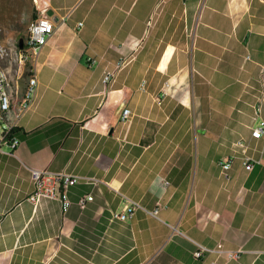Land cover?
Segmentation results:
<instances>
[{
  "label": "crops",
  "instance_id": "0c3cea01",
  "mask_svg": "<svg viewBox=\"0 0 264 264\" xmlns=\"http://www.w3.org/2000/svg\"><path fill=\"white\" fill-rule=\"evenodd\" d=\"M36 1L53 33L32 63L19 143L0 162V264H264V138L249 128L264 0ZM234 152L226 177L219 163ZM29 169L99 182L70 188L62 214L56 201L27 200ZM124 197L142 209L119 221ZM196 245L242 253L194 259Z\"/></svg>",
  "mask_w": 264,
  "mask_h": 264
},
{
  "label": "built area",
  "instance_id": "2783aa9c",
  "mask_svg": "<svg viewBox=\"0 0 264 264\" xmlns=\"http://www.w3.org/2000/svg\"><path fill=\"white\" fill-rule=\"evenodd\" d=\"M36 3L37 1L34 0ZM81 25V23H79ZM53 33V26L46 15L45 10L39 12L38 16L29 24L27 29V37L24 43L25 47L21 50L20 62L17 65L20 75L25 67L28 70V79L26 84V97L16 98V91H18L17 84H8V75L12 74V67H8V59L10 51H12L5 42L0 29V109H4V117H0V153L11 154L18 145V139L13 135L14 130L18 127L20 119L31 107L36 95V83H29V76H35L32 68V63L38 56L42 47L46 44L47 39ZM115 77L114 72H105L102 78L104 85L113 81ZM20 78V77H19ZM170 89L168 83H165L159 99H164ZM254 116L252 121H257L256 125H251L250 137L253 140H260L264 138V119H262L261 112L264 109V67H261L258 80V94L253 105ZM132 113L130 109L123 107L120 111V120L123 124L129 125ZM235 147L245 149L243 141L234 144ZM7 148L10 152H5ZM244 169L250 171L252 169L251 158L243 154ZM235 152L225 158L219 163L222 174L227 177L228 171L231 169L232 163L235 159ZM30 182L32 191L28 195L27 200L34 206H38L42 201H56L59 204L62 214H66L73 202L69 197V189L79 184L96 185L99 181L93 177H84L73 175L70 173L60 172L54 173L45 170L29 169ZM169 182L164 180L163 186H168ZM125 205L119 214H114V219L119 221L130 220L137 209L142 207L126 197H124ZM93 201L90 194L79 197L75 205L83 210L89 203ZM150 216L157 217L158 208L153 211H146ZM225 253L228 260H236L239 258L241 250L226 251L221 245L215 248H207L201 245H196V250L192 253L194 259H200L205 254H221Z\"/></svg>",
  "mask_w": 264,
  "mask_h": 264
},
{
  "label": "rangeland",
  "instance_id": "374dc122",
  "mask_svg": "<svg viewBox=\"0 0 264 264\" xmlns=\"http://www.w3.org/2000/svg\"><path fill=\"white\" fill-rule=\"evenodd\" d=\"M34 11L37 13L34 0H0V29L2 36L8 47L12 50L11 53L13 55L15 51H17L18 54L20 53V50L18 49L19 41L21 39L24 43L26 41L27 29L29 24L33 21L31 16ZM166 59L167 57L164 58V63L166 62ZM19 62L20 61L17 63L13 62L12 65H8V67H12V75L18 86V91H16L18 96L21 95L28 79L27 67L24 68L22 75H20L17 68ZM199 81V78L195 74L191 76L190 82L193 91L198 87ZM5 151L8 152V150ZM10 156V154L0 153V162L4 160H12Z\"/></svg>",
  "mask_w": 264,
  "mask_h": 264
},
{
  "label": "bare ground",
  "instance_id": "6f19581e",
  "mask_svg": "<svg viewBox=\"0 0 264 264\" xmlns=\"http://www.w3.org/2000/svg\"><path fill=\"white\" fill-rule=\"evenodd\" d=\"M20 54V55H19ZM17 53L15 51L14 55L10 51V57L8 59V65H12L13 62L20 61L21 52ZM29 83H36V76H29ZM8 84H15L14 76L12 74L8 75ZM26 97V87L23 89L20 97L16 94V98H25ZM0 117H4V109H0Z\"/></svg>",
  "mask_w": 264,
  "mask_h": 264
},
{
  "label": "trees",
  "instance_id": "16d2710c",
  "mask_svg": "<svg viewBox=\"0 0 264 264\" xmlns=\"http://www.w3.org/2000/svg\"><path fill=\"white\" fill-rule=\"evenodd\" d=\"M36 17H37V13L34 11L33 14H32V16H31V18H32V20H34ZM21 40H22V39H21ZM22 41H23V40H22ZM24 47H25V45H24V42H23V47H22L21 49H19V43H18V49L20 50V52H21V50H22Z\"/></svg>",
  "mask_w": 264,
  "mask_h": 264
},
{
  "label": "water",
  "instance_id": "95a60500",
  "mask_svg": "<svg viewBox=\"0 0 264 264\" xmlns=\"http://www.w3.org/2000/svg\"><path fill=\"white\" fill-rule=\"evenodd\" d=\"M47 14L50 16L51 15V12L49 11ZM22 47H23V41L20 40L19 41V49H21Z\"/></svg>",
  "mask_w": 264,
  "mask_h": 264
}]
</instances>
